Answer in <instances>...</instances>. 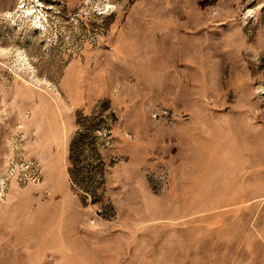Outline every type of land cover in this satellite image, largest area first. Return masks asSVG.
Listing matches in <instances>:
<instances>
[{
    "label": "rangeland",
    "instance_id": "1",
    "mask_svg": "<svg viewBox=\"0 0 264 264\" xmlns=\"http://www.w3.org/2000/svg\"><path fill=\"white\" fill-rule=\"evenodd\" d=\"M0 264H264V0H0Z\"/></svg>",
    "mask_w": 264,
    "mask_h": 264
}]
</instances>
